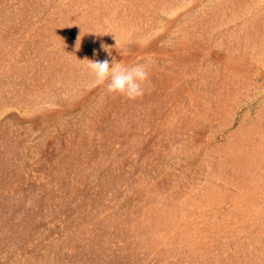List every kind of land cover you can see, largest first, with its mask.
I'll return each instance as SVG.
<instances>
[{"label":"rangeland","instance_id":"374dc122","mask_svg":"<svg viewBox=\"0 0 264 264\" xmlns=\"http://www.w3.org/2000/svg\"><path fill=\"white\" fill-rule=\"evenodd\" d=\"M0 264H264V0H0Z\"/></svg>","mask_w":264,"mask_h":264},{"label":"clouds","instance_id":"9594fccd","mask_svg":"<svg viewBox=\"0 0 264 264\" xmlns=\"http://www.w3.org/2000/svg\"><path fill=\"white\" fill-rule=\"evenodd\" d=\"M80 47V45H79ZM79 47L76 48L79 49ZM101 48L111 57L112 51L108 45L102 44ZM121 55H127V51L120 50ZM86 67L94 77L97 85H106L109 94H118L128 100H137L146 93V85L149 81V70L146 65L136 64L127 66L115 63L112 59L104 60L88 59Z\"/></svg>","mask_w":264,"mask_h":264}]
</instances>
